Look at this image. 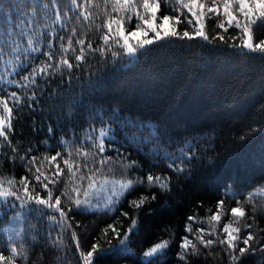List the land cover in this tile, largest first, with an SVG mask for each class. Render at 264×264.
<instances>
[{"label": "trees", "instance_id": "1", "mask_svg": "<svg viewBox=\"0 0 264 264\" xmlns=\"http://www.w3.org/2000/svg\"><path fill=\"white\" fill-rule=\"evenodd\" d=\"M29 2L3 0L0 26L15 21L14 11L17 15L29 11L26 8ZM79 2L83 3V0ZM97 4L99 8L95 7ZM103 8V0H93L91 5L73 12L65 9L66 15L61 21L63 28L59 23H52L51 9L46 15L41 11L32 28L39 29L42 33L39 40L45 43L35 46L45 50V38L54 29L58 30V35L67 38L71 28L75 27L77 36L83 37L87 32L85 43L91 40L93 47H97L101 43L100 33L107 31L97 29L104 22ZM108 8L110 10V5ZM82 11H91L93 15L88 20L82 16L77 20ZM44 24L48 27L44 28ZM205 28L210 39L215 32L223 31L214 30L213 20H207ZM183 29L182 25L180 31ZM235 34L229 29L225 39ZM26 39L22 41L24 47H27ZM53 44L58 53L60 41L55 40ZM147 48L131 65L126 60H117L113 64L110 54L101 57L96 53L86 54L79 68L75 67L70 51L67 59L74 64L71 70L64 69L62 75L49 77L48 83L43 77H36L40 86L31 89L7 81L20 80L31 71L34 63L45 59L42 52L22 55L21 69L10 74L6 69L10 70L14 65L6 63L7 57L0 58V99L8 98L11 92L21 96L25 92L31 95L32 90L37 92L36 101L25 100L19 112L10 101L8 104L13 108L14 117V132L10 139L14 147H19L20 155L31 148L28 156L39 157L36 166L50 174L48 162L41 164L40 161L45 154L51 157L56 151H64L59 141L83 143L89 147L91 142L84 140L85 135L91 134L95 140L99 130L104 128L108 138L105 139L107 151L103 155L120 161L113 164L114 176H120L121 163L128 165L135 161L136 165L126 169V176L145 181L125 194L110 211L78 212L73 205L67 218L71 229L66 228L63 232H60V225L47 219V215L43 218L30 216L22 227L24 243L29 249L26 264H83L80 251L87 253L96 243L102 249L108 247L109 241L117 245L111 230L107 236L102 234L104 228L113 225L123 236L134 216L138 223L127 242L129 251L119 259L109 256L94 261V264H185L177 255L181 251L182 237L188 235L196 243L197 229H209L207 217L217 211L221 199L224 201L222 207L227 210L237 207L239 201L246 212L242 225L253 224L247 230L241 226L242 238L246 232H251L255 239L249 241L251 247L238 264H264V195L259 192L264 185V56L242 55L240 49L229 47L218 39L212 43L201 38L173 39L155 42ZM28 103L33 107L28 108ZM2 114L3 107L0 106ZM49 127L53 130L51 133ZM11 155V149L7 156L0 150V169L14 172L19 179L26 172L21 162L13 161ZM177 165L186 171L176 172ZM149 174L169 178V190L147 186ZM62 184L63 178L57 189L62 190ZM234 192L239 193L235 198ZM249 194H253L251 202H248ZM41 195L45 193L41 192ZM55 195H59V191ZM153 195L155 200L151 199ZM142 196H147L149 201L141 207L135 208L129 203L133 200L139 203ZM66 204L67 199L61 197V207H65V211ZM125 212L127 216L123 215ZM190 216L195 220L190 222ZM253 216L254 219H249ZM8 221L9 217L0 211V225L5 227ZM189 223L192 233L185 231ZM219 227L216 235L223 239ZM73 229L79 240V250L71 235ZM207 232L205 239L216 238ZM57 234L64 241L59 248L52 244ZM5 236L6 233L0 232V248L4 247ZM161 240H170L165 252L146 257L144 253ZM198 247L203 255L189 256L188 264H230L224 245L216 243L206 249L198 244ZM239 247L244 245L241 243ZM4 255L9 256V251L5 250ZM17 264H21L19 258Z\"/></svg>", "mask_w": 264, "mask_h": 264}, {"label": "snow or ice", "instance_id": "2", "mask_svg": "<svg viewBox=\"0 0 264 264\" xmlns=\"http://www.w3.org/2000/svg\"><path fill=\"white\" fill-rule=\"evenodd\" d=\"M3 0H0L2 5ZM93 0H39V2H30L26 4L29 11L23 15H17L14 11L12 15L16 16L13 23H5L0 26V58L7 57V64L14 65L8 74L17 72L21 69L23 61L20 57L27 53H41L45 59L39 63H34L26 75H23L20 80H9L7 83L19 84L21 88L31 89L32 86L39 87L36 77H43L45 83L50 82L49 77L57 74H63L64 69L71 70L74 66L73 62L67 59V54L71 51L74 56L75 67H80V62L86 59V54L98 53L101 57L111 56L112 63L117 60H126L129 65L135 63L139 56L143 55L147 46L153 45L159 41L192 40L201 38L209 43L217 39L223 43L229 44V47L240 49L242 55L259 54L264 56V32H259L264 29V0H163L164 7L161 8L162 0H103L104 8L102 15L104 22L98 25L97 29L104 28L107 31L100 33V41L97 47H93L91 40L85 41L88 38V33L85 32L83 37L77 36V29L71 28V35L67 38L63 35H58V30L45 38V50L35 46L37 43L44 44L45 41L39 40L42 33L39 29H33L32 24L38 22V17L41 11L47 14V10L51 9L52 23L60 24L63 28L64 24L61 21L65 18V9L69 12L84 8L91 5ZM110 5V10L108 6ZM95 7L99 8L97 4ZM171 13V14H169ZM0 14H3V7L0 6ZM91 11H82L77 20L82 16L84 20L92 17ZM207 20L214 21V30L222 29V32H215L212 38H209L205 28ZM159 21V22H158ZM128 25L129 27H126ZM184 26L183 31L180 27ZM44 28L48 24L43 25ZM189 28L192 31H189ZM232 29L236 34L228 35L227 40L225 34ZM259 32V34H258ZM149 33L153 35L149 36ZM26 39L27 47L23 46L22 41ZM75 39V43H74ZM60 41L59 52L54 51L53 41ZM66 41V43H65ZM77 50L79 54L76 55ZM123 66V65H122ZM37 92L31 91V95L25 92L24 96L18 95L17 92L8 94V98L0 99V106L3 107V114L0 115V150H3L4 155H8V149H11V159L19 160L21 167L26 172L25 175L16 178L15 173L10 170L0 169V211H3L9 217V225L17 227H3L0 225V232L6 233L5 244L0 248V264H17V258L21 260V264H26L28 260L29 249L24 243V229L18 227L23 224L30 216L36 215L43 218L47 215V219L53 224L60 225V232L65 229H71V223L68 222V215L75 209L79 211H95L99 209V205H93V197L90 190L97 184L107 186L111 184L113 188L119 185L120 191L113 192L116 196L115 200H111L109 204L104 205L107 210H111L112 203H120L125 194L131 193L138 185H143V178L128 179L126 169L136 165L135 161L131 164L123 165L121 163L120 179H113L115 175L114 163H120L114 160L113 157L103 155L107 148L105 139L108 138V131L104 128L99 130L97 138L94 140L91 134H86L85 141H90L89 147H85L83 143H75L73 141H59V145L64 148V151H56L55 155L49 157L46 154L40 161L48 162L51 168L50 174L43 172L41 167H37V161L40 160L37 156H28L32 152L31 148L25 151L22 156L19 154V147L13 146L10 135L14 129L12 125L13 108L9 107V101L15 105L17 112L25 104V100L32 102L36 101ZM28 108H32L33 104L28 103ZM53 130L48 128V132ZM118 151V150H117ZM187 155V154H185ZM59 158V159H58ZM61 163L63 167H61ZM171 167V165H170ZM175 171L178 173L186 171V169L177 165ZM62 190L57 189V185L62 183ZM86 184V186H85ZM52 185V187H49ZM147 186L158 187L162 191L169 190V178L147 176ZM39 189V190H38ZM59 191V195L55 192ZM44 192L45 195H41ZM239 193H232L233 198ZM249 194L248 202H251ZM61 197H65L68 201L65 207H61ZM152 200L156 197L153 195ZM147 196H142L139 203L136 200L129 203L135 207H141L145 202H148ZM224 201L221 199L217 204V211L207 217L209 231L206 233L209 236H215V239H205V229L198 228L195 240L189 239L188 235L182 237L180 243L181 251L177 254L180 260L188 264V257H199L201 253L199 245L204 248H211L212 245L219 243L225 246V251L228 253L230 264H238V261L246 251L251 247L249 241L255 239L251 232H246V235L241 238L240 227L232 228L233 223L240 224L241 219L246 216L243 205L237 201V207L231 208V218L223 226V233H226L224 239H220L216 235V226L214 222H219L221 219L220 208ZM211 211V210H209ZM255 208H253V214ZM58 214V217H57ZM127 216L128 213H123ZM249 219H254L249 217ZM190 222L195 220L194 216L188 217ZM137 219L135 216L131 219L130 224L124 230L123 236L113 225L102 230V234L107 236L111 230L113 236L117 239V245L111 244L107 248H100L99 243L93 244L87 253L80 251L79 257L83 264H94L96 260H103L111 256L113 259H119L123 253L129 251L127 242L130 235L137 227ZM253 224L244 223L245 230L251 229ZM185 231L192 233L191 223L186 225ZM233 233H236L235 235ZM51 235V232L49 233ZM72 238L75 241V247L79 250L80 244L76 237L75 230L71 232ZM35 239V237H33ZM63 237L59 234L52 240L54 247L59 248L63 245ZM244 247H239V244ZM170 244V240H161L150 247L144 255L151 257L161 255L165 252ZM19 245V247H18ZM9 251L10 255L5 256L4 251ZM237 250L239 255H237ZM211 254V253H209Z\"/></svg>", "mask_w": 264, "mask_h": 264}, {"label": "rangeland", "instance_id": "3", "mask_svg": "<svg viewBox=\"0 0 264 264\" xmlns=\"http://www.w3.org/2000/svg\"><path fill=\"white\" fill-rule=\"evenodd\" d=\"M159 22V21H158ZM153 35L152 33H149V36ZM121 176H114L113 179H120ZM128 179H132V177H127ZM119 192L120 191V188H119V185H116L114 188L111 184L107 185V186H101L100 184H97L93 189L90 190V194L91 196L93 197L92 199V203L93 205H99V209H106L104 207V205H107L110 203L111 200H115L116 199V196L113 195V192ZM259 192H261L262 195H264V185L261 186L259 188ZM115 204L117 203H112L111 204V208H114ZM224 207V206H223ZM221 208L220 212H221V219L219 222H214L215 223V226L216 228L218 226H220V232L221 233V236L223 237V239L225 238L226 236V233H223L222 229H223V226L225 223L228 222V220L231 218V209L230 210H227L226 208ZM245 210V209H244ZM242 222H243V218L241 219V222L240 224H236V223H233L232 225V228H235V227H240L241 228V231H242ZM207 224V222H206ZM244 224V223H243ZM218 225V226H217ZM17 227L16 225H9V221L6 223L5 227ZM18 227H23V224L19 225ZM207 227L209 228V225L207 224ZM205 231H209V229H205ZM234 235L236 233H233ZM242 238V235H241V232L239 234ZM245 236V235H244Z\"/></svg>", "mask_w": 264, "mask_h": 264}]
</instances>
